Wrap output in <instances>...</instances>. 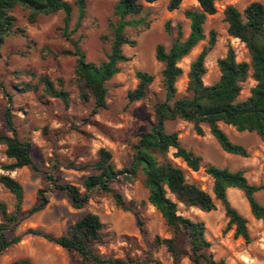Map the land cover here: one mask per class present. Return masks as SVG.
Here are the masks:
<instances>
[{"label": "rangeland", "instance_id": "rangeland-1", "mask_svg": "<svg viewBox=\"0 0 264 264\" xmlns=\"http://www.w3.org/2000/svg\"><path fill=\"white\" fill-rule=\"evenodd\" d=\"M67 28L64 27L62 12L38 14L29 21V11L21 6L12 10L15 27L20 31L11 32L0 46V133L11 135L5 121V109L9 107L12 126L20 140L32 143V158L38 169L23 167L6 172L3 166L12 162L5 155V146L0 144V175L8 174L23 187L22 208L28 210L36 203L37 191L46 188V207L24 219L12 232L11 238L19 235L20 240L8 247L0 255V264H14L18 259H28L30 264H81L79 255L67 252L60 246L48 242L30 230H41L54 236L64 234L69 225L87 212L98 215L101 223L102 243L95 245L96 251L104 257L152 258L149 264H174L163 244L155 239L170 237L171 230L165 225L159 212L146 202L148 191L144 186L141 169L135 176L127 171L131 165L133 146L138 134L148 131L154 123L153 105L164 97L160 82L161 64L155 59L158 44L168 48L176 36V26L181 25L182 37L189 33V20L185 18L187 9H197L196 0H183L175 10H168L169 0L145 3L144 8L132 19V25L125 27L124 33L133 45H124L127 56L120 63L119 72L106 82V108L91 113L92 101L82 102L75 84V45L85 55L86 61L98 63L106 58L112 41V25L116 22L115 6L119 0H84V13L79 17L75 0ZM252 1L264 5V0H221L216 2V12L204 22L205 38L178 65L183 74L176 82L177 93L187 96L186 83L190 62L204 48L208 51L204 60L206 73L202 80L205 85L215 83L220 76L217 60L231 47L237 61H250L244 44L227 33V23L223 10L227 5L242 11ZM169 24L170 32L165 25ZM211 34L213 43L210 44ZM151 73L153 82L147 95L138 101L128 102L127 91L137 84L136 72ZM46 76L58 89V80L68 92V105L57 97L45 93L40 78ZM255 81L249 76L241 84L238 100L250 94ZM10 96V101L8 97ZM229 139L242 145L248 155L241 157L223 151L203 124V134L197 135L192 124L175 119L165 122L167 132L178 134L180 145L201 157L198 171L187 169L184 163L172 161L183 168L188 182L212 193V178L203 168L215 165L231 171L242 170L249 183L264 184V135L254 132H238L232 126L219 123ZM107 149L112 155L116 170L122 171L111 189L118 193L124 207L117 205L110 193L93 189L88 191V201L81 209L70 205L63 191L53 188L47 181L44 170L54 175L59 183L76 185L81 192L84 178L95 173L91 167L81 168L97 158L99 148ZM173 149H170L169 156ZM256 200L264 206V190L255 193ZM229 203L247 221L250 240L245 242L234 236V227H227L228 218L221 203L215 200V209L204 212L195 207L177 205L178 214L204 224V236L210 242L208 253L216 261L226 264H264V226L249 210L247 200L241 190H227ZM0 200L11 212L14 196L0 183ZM136 213V216H135ZM138 220L141 224L138 223ZM1 221V217H0ZM177 264H192L183 257Z\"/></svg>", "mask_w": 264, "mask_h": 264}, {"label": "trees", "instance_id": "trees-1", "mask_svg": "<svg viewBox=\"0 0 264 264\" xmlns=\"http://www.w3.org/2000/svg\"><path fill=\"white\" fill-rule=\"evenodd\" d=\"M153 3L157 0H143ZM183 0H169L167 9L172 11L179 7ZM221 0H196L197 9H187L184 16L189 20V33L183 38L181 25L176 26V36L170 46L162 44L155 47V59L161 64L160 82L164 92L162 100L153 105L155 121L148 131L138 134V140L133 146L132 161L129 169L125 170L135 176L139 169L144 174V186L148 191L146 202L154 207L161 215L165 225L171 230V236L159 240L177 264L181 258L187 257L192 264H226L223 260H214L208 253L210 242L204 236V224L184 217L177 212V205L195 207L204 212L214 210L215 200L219 201L228 218L227 227H234V236L241 237L245 242L250 240L247 221L229 203L227 190L236 188L242 191L251 215L260 220L264 226V206L255 198V193L264 190V184L249 183L242 170L231 171L215 165H207L204 172L212 178V193L199 188L195 183L188 182L184 170L172 159H180L191 171L201 168V157L180 145L175 131L167 132L165 122L175 119L190 122L197 135L203 134L202 125L208 127L210 135L226 153L246 157L247 150L240 144L232 142L219 123L232 126L236 131L254 132L264 135V5L252 1L240 11L235 6L227 5L223 10V19L227 23V33L242 42L247 49L250 61H237L234 50L229 47L226 54L217 60L220 72L219 79L211 84L203 83L206 73L204 60L208 47H204L190 62L187 72V96L177 93L176 82L182 76L183 70L178 65L181 59L205 38L204 22L207 17L215 14L216 2ZM79 9V17L84 13V0H75ZM21 6L29 11V21L38 14L49 15L62 12L64 27L67 28L72 11V3L66 0H0V46L11 32L20 31L15 27V17L12 10ZM144 8L140 0H119L115 6L116 22L112 25V41L106 58L98 63L85 60V55L75 45L73 52L66 54L76 56L75 84L78 97L82 102L92 101L91 113H97L106 108V82L120 70V63L128 58L123 52L124 45H133L124 33L125 27L132 25L134 16ZM170 32L169 24L165 25ZM211 34L210 44L213 43ZM137 84L127 91L128 102L143 99L148 87L154 80L151 73L143 70L136 72ZM251 77L255 85L244 100H238L241 84ZM45 93L59 98L68 105V92L63 83L58 80V89L46 76L40 78ZM10 101V96L8 97ZM5 121L11 130V135L0 133V144L5 146V155L12 160L3 166L6 172L23 167L38 169L32 158V143L20 140L10 117L9 107L5 109ZM170 149H173L169 156ZM91 167L95 173L84 178L85 192L70 183H59L54 175L44 170L47 181L53 188L63 191L70 205L81 209L88 201V191L93 189L110 193L117 205L124 207L120 195L111 189V183L122 173L116 170L111 153L105 148H99L94 162L81 166ZM0 183L14 196L13 210L9 212L6 204L0 200V255L10 246L20 240L19 235L8 238L5 233L12 232L24 219L44 209L48 204L47 189L37 191L36 203L24 210L23 187L19 181L8 174L0 175ZM128 210V208H125ZM136 216V213H135ZM137 217V216H136ZM138 223L141 222L138 220ZM102 223L95 213L87 212L68 226L66 232L59 236L41 230H30V233L41 236L48 242L56 244L67 252L79 255L81 264H149L152 258L125 259L104 257L100 255L95 245L102 243ZM14 264H30L28 259H18Z\"/></svg>", "mask_w": 264, "mask_h": 264}]
</instances>
